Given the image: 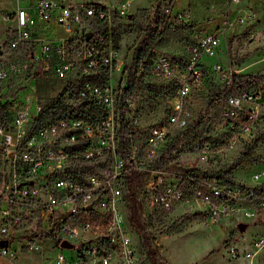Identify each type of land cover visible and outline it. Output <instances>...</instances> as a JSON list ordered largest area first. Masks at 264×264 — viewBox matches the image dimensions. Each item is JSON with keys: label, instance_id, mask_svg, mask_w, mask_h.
Returning a JSON list of instances; mask_svg holds the SVG:
<instances>
[{"label": "built area", "instance_id": "1", "mask_svg": "<svg viewBox=\"0 0 264 264\" xmlns=\"http://www.w3.org/2000/svg\"><path fill=\"white\" fill-rule=\"evenodd\" d=\"M176 2L17 0L15 9L2 8L1 18L11 23L10 36L0 45V80L48 75L61 79L68 102L88 116H64L35 125L41 105L35 100L32 107L29 100L17 102L11 118L0 121V264H17L12 260L19 253L43 248L45 242L57 249L53 264H137L140 251L125 210L129 200L124 189L132 173L144 175L142 193L154 210L171 211L190 188L193 200L205 205L214 223L233 214L253 216L255 211L243 209V200L264 209V191L257 192L255 186L152 168L168 141L193 125L197 114L192 93L209 76L231 82V69L205 60L220 50V33H195L182 52L159 44L150 47L148 61L140 60L134 71L169 82L173 94L165 120L148 126L134 111L135 96L125 99L123 119L130 127V146L127 157L119 152L120 100L133 51L123 55L120 40L115 45L114 21L146 9L153 25L165 18L174 28L190 15L189 8L176 7ZM45 28L54 29L52 35L41 34ZM263 103L264 88L227 92L220 114L235 138L251 134ZM139 136L141 145L136 142ZM194 150L207 160L211 145L198 140ZM90 166L93 170H87ZM263 175L264 168L253 178ZM63 240L73 246H62ZM254 247L264 249V232L256 235Z\"/></svg>", "mask_w": 264, "mask_h": 264}, {"label": "rangeland", "instance_id": "2", "mask_svg": "<svg viewBox=\"0 0 264 264\" xmlns=\"http://www.w3.org/2000/svg\"><path fill=\"white\" fill-rule=\"evenodd\" d=\"M176 1V7L189 8L190 15L188 21L178 23L174 28L165 27L159 41L161 48L182 52L195 33H220L221 48L215 55L205 58L206 62L220 61L239 74L264 73V0ZM16 6L17 0L0 1V45L5 37L7 39L10 36L8 26L11 23V20L1 18L2 8L13 10ZM149 21L146 9L138 10L131 17L115 19V31H123L120 36L123 55L127 52L129 55L144 36L136 28L137 23L147 24ZM52 28H45L40 33L52 35ZM226 44L227 53L224 51ZM143 81V86L134 97V111L141 124L148 126L165 120L173 89L167 81L149 72L143 75ZM220 83L216 76H209L203 86L192 93L191 106L196 114L205 107L210 93ZM62 85L63 80L50 75L35 79L11 76L0 81V103L30 100L33 107L35 100L40 103L55 95ZM254 88H264V82ZM198 140L211 145L207 160H203L194 150ZM136 142L141 145L143 137L136 138ZM244 151L260 158L242 162L229 175L244 186L260 185L264 182V175L259 180H254L253 175L264 168V103L258 108L257 123L251 134L243 138H235L224 123L220 111H215L204 124L200 135L188 139L173 153L171 163L186 168L217 170L231 164ZM143 180L144 175L134 188L137 191L136 215L142 224L141 229L138 230L129 219L134 243L140 251L137 264H264V249L254 247L256 233L264 232V209H259L255 201L243 200L241 203L243 209L255 211L253 216L233 214L214 223L209 219L205 205L193 200L191 188L187 190V197L171 211L154 210L143 196ZM124 191L129 192V187L126 186ZM125 210L130 217L133 211L130 207ZM240 221L248 222L243 231L237 226ZM56 250L45 242L43 248L19 253L12 261L17 264H53ZM71 252L74 251L65 250L66 254Z\"/></svg>", "mask_w": 264, "mask_h": 264}, {"label": "trees", "instance_id": "3", "mask_svg": "<svg viewBox=\"0 0 264 264\" xmlns=\"http://www.w3.org/2000/svg\"><path fill=\"white\" fill-rule=\"evenodd\" d=\"M159 18H160L159 14H156V19L154 22H158L156 20H158ZM165 27H167L165 18L161 19V21L155 25H153V21H149L147 24L137 23L136 26L138 30L144 32V36L133 49V56L130 66V73H129V81L121 94V100H120L121 117L118 127L119 152L124 157L128 156V150H129L128 148L130 146V138H129L130 127L124 122L123 119L125 113V105H126L125 99L135 96L137 91L144 84L143 74L137 75L134 69H136L140 60H144L145 62L148 61L149 51L152 45L154 44L160 45L159 41L161 39V35ZM121 32L123 31L114 32L116 46H119ZM102 80L103 79H99V82H101ZM261 82H264V73L239 74L236 72H232L231 82L220 83L215 86V88L212 90V92L210 93L207 99L205 107L196 115V119L194 120L193 125H190L186 129L177 132L174 135V137L168 141L161 154L160 159L155 161V163L152 165V168H165V169L178 168L180 170L190 173L195 177V179H197L199 176L202 175V176H208L212 179L213 178L218 179L224 183L239 184L242 187H245L244 185L236 182L233 178H231L229 174L233 168L240 165L242 162L251 159L255 160L260 158V157H252L247 153V151L241 153L231 164L217 170H209V171L201 170L198 168H186L184 166L171 163V160L173 157V153L182 147L183 140H188L194 136L198 137L200 135L201 130L205 124L204 123L205 117L207 116L211 117L215 111L221 110V108L225 104L227 92L238 89H253ZM168 84L169 87L173 89V86L169 82ZM66 92H67V87H64L55 95L40 101L41 106L37 116L35 117V121H34L35 125L41 124L42 122H45L47 120L64 117V116H81V117L88 116V113L85 112L83 109L72 107V105L67 100ZM16 103L17 101L15 102L3 101L2 103H0V121L11 118ZM247 147L251 148V145H248ZM87 170H93V167L90 166L87 168ZM141 177H142L141 174L132 173L129 176V178H127V184L129 187V192L127 193V199L129 200L130 210L133 211L130 215V219L132 220V222L136 224L138 230L141 229L142 224L139 222L138 217L136 215L138 208L136 204L137 191H135L134 188L135 186H138L137 182H140L138 180H141ZM254 188L257 190V192L264 191V182L258 186H255ZM160 264H165V263H160Z\"/></svg>", "mask_w": 264, "mask_h": 264}, {"label": "water", "instance_id": "4", "mask_svg": "<svg viewBox=\"0 0 264 264\" xmlns=\"http://www.w3.org/2000/svg\"><path fill=\"white\" fill-rule=\"evenodd\" d=\"M90 33H87V37H89ZM64 217V215H63ZM238 228L240 231H243L247 226H248V222H245V221H240L238 224H237ZM3 244H5V242H3ZM61 245L62 246H65V247H72V243L66 241V240H63L61 242Z\"/></svg>", "mask_w": 264, "mask_h": 264}, {"label": "crops", "instance_id": "5", "mask_svg": "<svg viewBox=\"0 0 264 264\" xmlns=\"http://www.w3.org/2000/svg\"><path fill=\"white\" fill-rule=\"evenodd\" d=\"M245 222H246V221H245ZM257 234H259V233H256V235H257ZM256 235H255V236H256Z\"/></svg>", "mask_w": 264, "mask_h": 264}]
</instances>
